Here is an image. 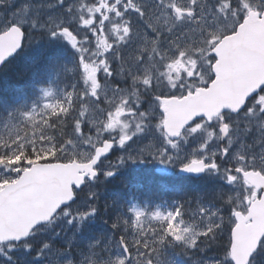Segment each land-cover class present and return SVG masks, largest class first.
Segmentation results:
<instances>
[{
  "label": "snow or ice",
  "instance_id": "obj_1",
  "mask_svg": "<svg viewBox=\"0 0 264 264\" xmlns=\"http://www.w3.org/2000/svg\"><path fill=\"white\" fill-rule=\"evenodd\" d=\"M0 8L11 9L0 12V65L37 32L73 50L72 66H57L72 75L70 90L57 94L49 83L31 104L5 105L0 161L14 163L0 164V184L21 181L33 161L74 165L38 217H17L16 192L0 193V264H18L17 252L31 257L23 264H172L161 258L165 248L199 252L225 229L223 255L208 264H259L264 0H0ZM115 148L121 155L113 163ZM150 161L217 178L238 195L215 210L199 201L196 209L191 201L168 209L113 202L110 235L95 237L78 259L75 234L54 247L64 232L56 225L79 232L100 215L97 184ZM81 195L83 207L73 209ZM49 232L51 239L34 243Z\"/></svg>",
  "mask_w": 264,
  "mask_h": 264
},
{
  "label": "trees",
  "instance_id": "obj_2",
  "mask_svg": "<svg viewBox=\"0 0 264 264\" xmlns=\"http://www.w3.org/2000/svg\"><path fill=\"white\" fill-rule=\"evenodd\" d=\"M46 39H48V38L46 37ZM48 50H49L48 55H51L52 56L51 59H53V60L50 59V64L52 63L51 64L52 66L50 65V69H48L46 71L42 70L41 73H38V69L40 67H42L41 64H37L35 66H31L29 64H27V66L26 65L23 66L21 64H15V62L18 61V59L13 60L9 65H7L3 69V71H1V74H0V112L3 111L5 105L12 106V105H15L17 103H23V102L30 103V102H32V100H33L32 88L36 85H39L41 82L44 83L47 80L46 77L48 75V72H50L51 68L53 66H55L56 64L65 63L66 66H68V67L72 66L70 63V59H69V57H71V54H69V51L71 50L70 47L65 46L62 42H50V41H48ZM54 53L57 55H55ZM28 66H30V67H28ZM72 79H73L72 75L70 73H67V72H65L63 76L58 78V80L61 81V83H62L63 89L65 86V88H69V90H70L69 86L72 83ZM141 99L143 101L144 97H142ZM145 99L147 100V98H145ZM114 157H115V155L112 156V159ZM141 177L139 178V180H140L139 185H140V188L142 189L143 193L148 192L149 189L150 190H156V193L159 192L157 190L160 189V186L156 185V187H153V188L151 186L148 187L147 176L144 175ZM155 179H156L155 180L156 182L158 181L156 184H163L165 186L171 185V186H175V187L180 188V189L185 188L186 190L189 191V194H190L192 188H198V185L193 187L194 185H192L189 182H186L184 180H182V181L178 180L177 184H173L175 180L171 181V183H170L164 177H162L160 175H157L155 177ZM110 181H112L113 183ZM117 183H120V185ZM133 185H134V183H132V182L126 183V181L124 179H122V177H120L119 175H117V177H115V178H111L110 180H108L105 183L98 184V189H97V190H99V192H98V203H99V206H101L100 207L101 213H100V215H98L96 217L95 221L89 223L87 225V227L85 228V229H87L88 233L96 232L95 228H96L97 224H100L101 226H103V227L99 228V230L97 231L98 237L103 236L105 232H108L107 234L112 233V232H109L112 217L110 216L108 218L104 214L103 209L107 205L111 214L113 215V213L115 211V208L112 207L113 202L117 201L119 205L121 204L120 201L126 202V199L129 198L131 195L130 192H132V190L135 188V187H132L133 189H131V191H130V187H127V186H133ZM103 189H105V190H103ZM199 189L204 190L203 185L200 186ZM192 194H193V192H192ZM81 197L83 198V195ZM113 197L115 198L114 200H113ZM214 199L215 198H212L211 203H213L217 206H222V205L224 206V202H226L223 199H221L220 202L214 201ZM81 200L82 199H80V202H81ZM108 202H110V203H108ZM105 221H108V222L105 223ZM105 226H106V228H105ZM85 229H83V230H85ZM223 239H224V236L217 239L213 244H211L212 248L214 250L216 248H220L222 246V243H223L222 240ZM176 249L178 250V252H181L182 254L185 255L183 249H180L178 246L176 247ZM218 252H220V254H222L221 250H219ZM189 254H192V253L189 252L187 255H189Z\"/></svg>",
  "mask_w": 264,
  "mask_h": 264
},
{
  "label": "rangeland",
  "instance_id": "obj_3",
  "mask_svg": "<svg viewBox=\"0 0 264 264\" xmlns=\"http://www.w3.org/2000/svg\"><path fill=\"white\" fill-rule=\"evenodd\" d=\"M32 42H34V40L31 37V39L29 41H27V44L25 45V50H24V54L25 55L31 54L33 52L34 48L31 47V43ZM41 57H42V53H39L37 59L39 60ZM71 59H72V57H71ZM70 63L72 65V60H70ZM57 77H59V75H55V73H52L51 76H50V80H48L47 83H45L46 85L44 84L43 86H48L49 83H51V86L54 88L56 93L59 94L58 93L59 84L57 83V79H58ZM98 79H100L101 82L103 83V74L102 73H98ZM147 104H148L147 105V107H148L149 106V102ZM101 107L107 108L108 105L102 103ZM144 107L147 108L146 106H144ZM0 115H3V111L0 112ZM0 123H2V122H0ZM11 130L14 132L15 128H12ZM0 133H4L5 134V138H6V131H5V129L3 127H0ZM147 143H148V140L145 139L143 144H147ZM143 144L141 146H143ZM214 146L215 145L213 144L212 147H214ZM115 152H116V154H115L114 158H117L119 155H121V150H119L118 148H116ZM116 162H117V159L115 161H113V163H116ZM13 163H14V161H11V160H2V161H0V164L5 165V166H11V164H13ZM145 169L146 170L156 169L157 171H162V169H164V168L161 165H159L158 163L150 161V162H147V163H144V164H136V165L129 164V165L121 168L117 174L123 175V174H126L129 171H136L137 172V171H143ZM175 170H177V169H175ZM172 173H174V172H172ZM115 177H113V178H115ZM0 178H2V177H0ZM209 179H210V181H209ZM215 182H216V187H217V193H221V191L224 190V191L228 192V194L231 197H233V198L238 195V189H233L232 187L228 186L226 183L222 182L221 180H219L217 178L206 176V178L203 181H201V184L203 183V187L206 188L208 191L204 192V190L203 191L199 190V191L195 192L194 198L191 200V208L192 209H196L197 208V201H199L200 205L212 208V210H215L217 208V207L212 206V203H211L212 202L211 201L212 198L208 199V195L214 194V191H213L214 190V185L213 184ZM96 188H98V184L96 185L95 189ZM138 189H140V190H138ZM96 192L98 193L99 190H96ZM140 192H141V188L140 187H136L134 189V191L131 192V197H130L131 199L127 198L126 202L120 201V203L122 205H124V206L129 205L130 203H136V204L141 205L142 207H148L150 209H154L156 206H160L162 209H164L163 206H166V209H168L173 204V203H171V205H170L167 202L163 203L162 204L163 206L160 203L155 204L154 202H150V199H147V197L143 198V196L140 194ZM136 198H137V200H136ZM166 198H168V197L167 196H165L164 198L162 197L163 201ZM187 200H188V198L185 197V201H187ZM77 207H83L82 201L80 202L79 205L74 206L73 209H75ZM188 219L190 220L191 217H189ZM196 220L198 221L199 217H197ZM225 220H227V215L225 216ZM69 229H70L71 233L62 234L60 239H57L56 241L53 242L54 243V247L63 248L65 243H66V241L68 239L72 238L73 235L75 234V239H76V242L78 244V247H73L72 252H73L74 255H76V257L78 259L79 258V256H78L79 251L81 249H85L86 250L87 244L90 241H92L95 237H98V236H97V234H95V232L88 233L87 229L83 230L84 228L81 229L79 232H75L74 227H69ZM48 234L51 237V232L45 233V234H41L39 236L42 237V236H46ZM110 234L106 233V236H108ZM85 235L88 236V237H86ZM49 239H51V238H48V239H45V240H49ZM41 241H43V240H41ZM41 241H37L35 244L38 245ZM208 248L209 247L207 246V247L203 248L199 252H194L193 255H191V254L190 255H183L182 253L178 252L176 247H168V248H165L163 250L161 258L166 260V261H171L172 264H194V262L197 261V260L201 261L202 264H208V261H210V260H212L214 258L220 257L219 255H217V256L216 255L208 256V257L205 256V250L208 249ZM26 258L27 257H25L24 254L22 253L19 256V259L17 261L21 260L23 262ZM28 258L31 259V257H28ZM259 264H264V258H262L259 261Z\"/></svg>",
  "mask_w": 264,
  "mask_h": 264
},
{
  "label": "water",
  "instance_id": "obj_4",
  "mask_svg": "<svg viewBox=\"0 0 264 264\" xmlns=\"http://www.w3.org/2000/svg\"><path fill=\"white\" fill-rule=\"evenodd\" d=\"M2 66L0 65V68ZM72 167L74 165L35 164L32 169L25 171L21 181L7 185L0 193L16 192L12 209L17 217H38L40 210L48 209L58 198ZM259 212L262 214L260 215V226L264 227V205L260 206ZM3 216L4 209L0 203V220Z\"/></svg>",
  "mask_w": 264,
  "mask_h": 264
},
{
  "label": "bare ground",
  "instance_id": "obj_5",
  "mask_svg": "<svg viewBox=\"0 0 264 264\" xmlns=\"http://www.w3.org/2000/svg\"><path fill=\"white\" fill-rule=\"evenodd\" d=\"M55 50V49H54ZM59 50V49H58ZM56 53V52H55ZM54 53V54H55ZM61 54V53H60ZM55 55H57V54H55ZM51 55H48L47 57H45L43 54H42V57L38 60L37 59V61H36V63H35V65H37V64H41L42 65V67H40L39 69H38V71H46V70H48V69H50V65L52 64H50V59H51ZM61 59V58H60ZM51 60H53V59H51ZM34 65V66H35ZM52 66V65H51ZM28 73V72H27ZM45 73V72H44ZM49 73V72H48ZM44 82V81H43ZM46 85V84H45ZM143 169V168H142ZM150 170V169H149ZM130 172V171H129ZM119 175V174H118ZM117 177V176H116ZM142 178V177H141ZM145 178V177H144ZM156 180V179H155ZM158 180V179H157ZM180 181H182V180H180ZM110 182H112V181H110ZM118 182V181H117ZM158 182V181H157ZM165 182V181H164ZM113 183V182H112ZM115 183V182H114ZM125 183V182H124ZM160 183V182H159ZM111 184V183H110ZM117 184H119L120 185V183H117ZM143 184V183H142ZM166 184V183H165ZM168 184V183H167ZM191 184V183H190ZM140 186V185H139ZM143 187V186H142ZM106 188V187H105ZM108 189V188H107ZM131 189H133V188H131ZM103 190H105V189H103ZM138 190H140V189H138ZM137 190V191H138ZM158 190H160V189H158ZM208 190L206 189V188H204V192H207ZM146 192V191H145ZM129 194V193H128ZM134 194V193H133ZM102 195V194H101ZM135 195V194H134ZM108 196V195H107ZM115 196V195H114ZM100 198V197H99ZM105 198V197H104ZM142 198V197H141ZM140 198V199H141ZM164 198V197H163ZM102 199V198H101ZM112 199V198H111ZM115 198L113 197V200H114ZM129 199V198H128ZM131 199V198H130ZM136 200H137V198H136ZM108 201V200H107ZM131 201V200H130ZM105 202V201H104ZM103 202V203H104ZM117 202V201H116ZM106 203V202H105ZM108 203H110V202H108ZM130 203V202H129ZM166 203V202H165ZM143 204V203H142ZM218 204V203H217ZM119 205V204H118ZM120 205H122V204H120ZM171 205V204H170ZM73 206V205H72ZM122 206H124V205H122ZM127 206V205H126ZM101 207V206H100ZM113 207V206H112ZM112 211V210H111ZM103 212H104V214L109 218L110 216L112 217L113 215L111 214V212H110V210H108L107 212H105L104 211V209H103ZM107 218V219H108ZM94 226V225H93ZM101 227H103V226H101L100 224H97L96 225V228H95V230H96V232H95V234H97V231L99 230V228H101ZM105 228H106V226H105ZM85 229V228H84ZM110 230H109V232H112V229H111V226H110V228H109ZM107 231V230H106ZM104 233V232H103ZM106 233H108V232H105L104 233V235L103 236H106ZM99 235V234H98ZM86 236V235H85ZM86 237H88V236H86ZM92 237V236H91ZM223 237V236H222ZM209 248L208 249H206L205 250V256H212V255H214V253H215V250L212 248V246L210 245V246H208ZM217 256V255H216ZM210 258V257H209ZM18 264H23V262L21 261V260H19L18 261Z\"/></svg>",
  "mask_w": 264,
  "mask_h": 264
},
{
  "label": "flooded vegetation",
  "instance_id": "obj_6",
  "mask_svg": "<svg viewBox=\"0 0 264 264\" xmlns=\"http://www.w3.org/2000/svg\"><path fill=\"white\" fill-rule=\"evenodd\" d=\"M45 2H46V0H45Z\"/></svg>",
  "mask_w": 264,
  "mask_h": 264
}]
</instances>
